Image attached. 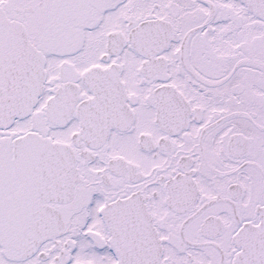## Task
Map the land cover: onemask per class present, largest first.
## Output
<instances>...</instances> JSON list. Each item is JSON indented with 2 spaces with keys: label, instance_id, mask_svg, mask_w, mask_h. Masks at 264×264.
<instances>
[{
  "label": "snow or ice",
  "instance_id": "snow-or-ice-1",
  "mask_svg": "<svg viewBox=\"0 0 264 264\" xmlns=\"http://www.w3.org/2000/svg\"><path fill=\"white\" fill-rule=\"evenodd\" d=\"M0 264H264V0H0Z\"/></svg>",
  "mask_w": 264,
  "mask_h": 264
}]
</instances>
